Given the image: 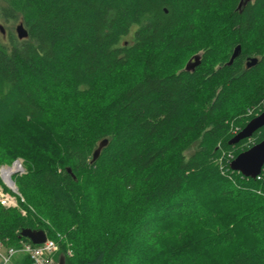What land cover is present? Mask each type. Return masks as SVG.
Masks as SVG:
<instances>
[{"label": "trees", "instance_id": "1", "mask_svg": "<svg viewBox=\"0 0 264 264\" xmlns=\"http://www.w3.org/2000/svg\"><path fill=\"white\" fill-rule=\"evenodd\" d=\"M240 1L0 0L28 34L0 32V166L25 163L4 248L29 229L65 264H264V166L229 169L264 133L229 144L264 111V0Z\"/></svg>", "mask_w": 264, "mask_h": 264}, {"label": "water", "instance_id": "2", "mask_svg": "<svg viewBox=\"0 0 264 264\" xmlns=\"http://www.w3.org/2000/svg\"><path fill=\"white\" fill-rule=\"evenodd\" d=\"M250 0H246L248 2ZM243 4V0L240 1L237 9H240ZM1 34H4L3 28L0 26ZM15 34L19 40L27 37V31L22 24L15 27ZM241 52L240 46H236L232 52L227 65H231L233 61L239 56ZM200 55H194L189 59L184 67V71L193 72L200 65ZM257 64V59H251L246 62V67L251 68ZM259 129H264V111L258 116L250 120L246 126L229 142L230 145H235L239 141L249 139ZM107 145V140H103L99 143L98 147L92 155V160H96L100 154V151ZM264 166V133L263 139L258 144L252 146L245 152L239 154L232 160L229 165V169L233 172H237L242 177L248 179H256L262 171ZM67 173L71 174V170L67 169ZM72 175V174H71ZM20 238L27 239L32 245H41L46 241V235L43 231H32L29 229L22 230L19 235ZM57 264H65L64 257H59Z\"/></svg>", "mask_w": 264, "mask_h": 264}, {"label": "built area", "instance_id": "3", "mask_svg": "<svg viewBox=\"0 0 264 264\" xmlns=\"http://www.w3.org/2000/svg\"><path fill=\"white\" fill-rule=\"evenodd\" d=\"M23 171L18 162H14L11 166H0V205L5 209L18 210L22 216H25V211L21 209V205L25 204L24 198L12 181V176L21 175ZM58 251V243L47 237L44 244L22 243L19 249L4 248L0 244V264H10L12 258L18 253L27 255L32 264H57Z\"/></svg>", "mask_w": 264, "mask_h": 264}, {"label": "rangeland", "instance_id": "4", "mask_svg": "<svg viewBox=\"0 0 264 264\" xmlns=\"http://www.w3.org/2000/svg\"><path fill=\"white\" fill-rule=\"evenodd\" d=\"M214 13V12H213ZM215 14H217V19H214V22L213 23H216L217 21H219V19L221 20V18H223V13H222V16H221V12H216ZM221 16V17H220ZM205 22V21H204ZM204 22H203V24H204ZM211 24H212V22H211ZM0 25H1V27H3V28H5V29H3L4 30V34H5V30H9V31H11L14 35H15V27H16V25H14V26H11V25H3L2 24V22H0ZM211 27L212 26H204L203 27V30H201L200 32H202V33H206L207 34V37H208V31H210L211 30ZM4 34H2V35H4ZM206 34H200L199 36H198V39H199V42H201L202 41V38H204V37H206ZM138 70H135L134 68H133V70H131V72L128 74V75H130L129 77H132L133 75L137 78V76H138ZM259 84V82L258 83H255L254 85L256 86V85H258ZM254 85H252V86H254ZM249 91H251V88H249L248 90H247V92H249ZM14 162H18L20 165H21V167H22V169L24 170V168H25V163H24V160L21 158V157H17L16 159H14L11 163H9V164H3L2 166H11ZM23 173H25V171H23ZM22 173V174H23ZM15 176V175H14ZM13 177V176H12ZM1 186V185H0ZM22 209V208H21ZM56 239H57V237H56ZM23 256V254H21V253H18V254H16L13 258H12V260H11V262H10V264H15L21 257Z\"/></svg>", "mask_w": 264, "mask_h": 264}]
</instances>
